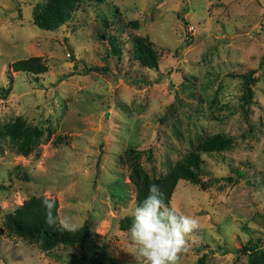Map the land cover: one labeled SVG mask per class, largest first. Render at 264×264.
Returning a JSON list of instances; mask_svg holds the SVG:
<instances>
[{"label":"rangeland","instance_id":"rangeland-1","mask_svg":"<svg viewBox=\"0 0 264 264\" xmlns=\"http://www.w3.org/2000/svg\"><path fill=\"white\" fill-rule=\"evenodd\" d=\"M45 2L0 0V87L13 78L0 131L17 116L44 131L28 157L0 134V228L8 212L44 196L58 201L61 222L92 234L86 248L52 255L0 232V264H140L131 225L121 226L137 207L132 164L165 176L216 134L229 148L199 151L202 175L179 181L172 197L200 221L181 264H250L259 251L264 264V0H84L52 31L33 20ZM103 34L118 37L120 56ZM137 35L157 47L159 69L134 59ZM32 57L48 72L10 65Z\"/></svg>","mask_w":264,"mask_h":264},{"label":"trees","instance_id":"trees-1","mask_svg":"<svg viewBox=\"0 0 264 264\" xmlns=\"http://www.w3.org/2000/svg\"><path fill=\"white\" fill-rule=\"evenodd\" d=\"M84 0H46L44 4H37L33 12L35 25L43 30H56L69 19L78 9V5ZM89 2L102 3L106 0H85ZM108 22L106 21V24ZM137 23V22H136ZM111 44L113 54L120 56L118 37L111 34L105 35ZM133 56L136 61L145 68L154 70L159 69L158 60L160 53L147 37L137 35L133 39ZM11 67L16 72H25L34 76L42 75L49 70V66L43 61L42 57L22 58L13 61ZM98 69V68H97ZM253 71L250 70L243 75L247 99L252 94L251 83L253 81ZM12 76L7 87H0V98H7L12 84ZM0 134L9 138L14 144L16 150L23 156H30L41 138L44 131L40 127L30 126L25 123L22 116H17L12 121L5 124ZM231 142L227 136L216 134L206 138L199 148L187 152L182 161L179 162L169 174L161 177H151L148 172L135 161L131 166L129 179L137 188L136 202L137 206L144 200L148 194L150 184L159 185L165 194V203L171 204L172 197L176 191L179 181L185 180L197 183V179L202 175L203 160L199 151L211 153L214 151L229 148ZM53 203L51 215L55 218V224L46 222L48 209L45 207V201ZM132 219L125 218L121 226L125 229L131 225ZM3 228L0 232L7 236H17L21 240L38 246L46 253L54 254V251L60 246H79L86 248L91 237V230L87 224L82 227H64L59 218L58 201L44 196L31 197L18 205L13 211L8 212L4 218ZM251 242L244 245L243 250H250ZM264 253V252H263ZM262 255L259 251L255 259H250V264H257V258ZM63 259L62 256H58ZM203 259L198 260V264H203Z\"/></svg>","mask_w":264,"mask_h":264},{"label":"clouds","instance_id":"clouds-1","mask_svg":"<svg viewBox=\"0 0 264 264\" xmlns=\"http://www.w3.org/2000/svg\"><path fill=\"white\" fill-rule=\"evenodd\" d=\"M46 222L55 224L51 215L53 203L45 201ZM69 227L68 221L61 222ZM200 227L199 218L181 213L175 205L165 203L159 185L150 184L148 194L134 209L128 229L129 238L140 264H181V257L189 251V235Z\"/></svg>","mask_w":264,"mask_h":264}]
</instances>
